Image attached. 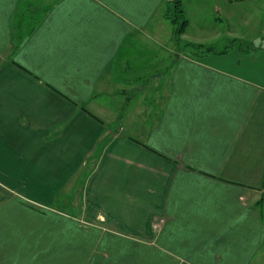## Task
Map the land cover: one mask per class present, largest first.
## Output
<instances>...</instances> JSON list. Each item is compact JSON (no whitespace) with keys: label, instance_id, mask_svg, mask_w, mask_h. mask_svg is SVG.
Masks as SVG:
<instances>
[{"label":"crops","instance_id":"obj_1","mask_svg":"<svg viewBox=\"0 0 264 264\" xmlns=\"http://www.w3.org/2000/svg\"><path fill=\"white\" fill-rule=\"evenodd\" d=\"M163 2L0 0V264H264V49L169 54Z\"/></svg>","mask_w":264,"mask_h":264},{"label":"rangeland","instance_id":"obj_2","mask_svg":"<svg viewBox=\"0 0 264 264\" xmlns=\"http://www.w3.org/2000/svg\"><path fill=\"white\" fill-rule=\"evenodd\" d=\"M181 2L185 9L187 24L180 35L179 43L174 41L171 32L173 27L169 21L163 18L161 12L162 17L158 14L156 19L157 21H164L165 26L168 25L166 26L167 30L163 31L164 36L162 37L168 53L173 50L191 55L194 49L186 46V42L201 43L211 46L217 51L237 47L240 49V55L237 52L235 54L240 57L244 52L247 55L249 48L264 49V0H181ZM33 13L36 19L39 13L36 10ZM35 19L33 18L32 21ZM141 38L146 39L143 35ZM142 43L145 44V41L142 40ZM157 48L162 49L159 46ZM152 53L153 50L148 51L146 53L147 58ZM250 55L256 57L254 61L260 58L259 53ZM141 57L139 62L146 58ZM169 61L168 58L166 63L168 64ZM170 219L171 217L166 214L151 217L149 220L150 231L154 234L168 229ZM259 258L261 256L258 254L256 259Z\"/></svg>","mask_w":264,"mask_h":264},{"label":"trees","instance_id":"obj_3","mask_svg":"<svg viewBox=\"0 0 264 264\" xmlns=\"http://www.w3.org/2000/svg\"><path fill=\"white\" fill-rule=\"evenodd\" d=\"M160 12L162 13V16L171 23L172 25V33H173V38L176 43L180 42V35L183 33L185 30L186 24H187V18L185 14V9L182 5L181 0H164L160 7ZM39 15L35 19V16H33L34 23H38L40 20V15L42 11H37ZM34 29V28H33ZM32 29V30H33ZM31 30V31H32ZM186 46L193 47V52L191 53V56L193 57H201L203 54H206L207 52H217V53H223L225 52L226 48L220 51L214 50L211 46H207L201 43H192V42H186ZM264 201V197H261L259 202ZM258 202V203H259Z\"/></svg>","mask_w":264,"mask_h":264},{"label":"built area","instance_id":"obj_4","mask_svg":"<svg viewBox=\"0 0 264 264\" xmlns=\"http://www.w3.org/2000/svg\"><path fill=\"white\" fill-rule=\"evenodd\" d=\"M155 227H156V225H155Z\"/></svg>","mask_w":264,"mask_h":264}]
</instances>
